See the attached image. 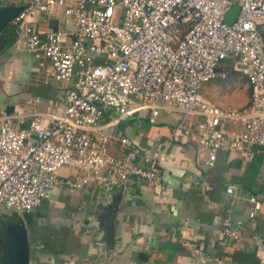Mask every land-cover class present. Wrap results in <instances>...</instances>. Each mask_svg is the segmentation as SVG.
<instances>
[{
    "label": "built area",
    "instance_id": "2783aa9c",
    "mask_svg": "<svg viewBox=\"0 0 264 264\" xmlns=\"http://www.w3.org/2000/svg\"><path fill=\"white\" fill-rule=\"evenodd\" d=\"M0 1L21 6L15 42L49 61L47 78L60 83L65 101L59 114L0 110V207L32 211L58 185L126 188L135 176L161 187L162 144L143 154L128 136L109 138L103 130L117 120L99 126L108 112L125 118L146 109L151 122L160 109L199 117L195 158L207 170L223 150L264 156V0ZM233 5L239 11L229 24ZM36 14L62 18L66 30H36L29 22ZM227 69L250 87L242 108L220 107L200 91ZM112 140L124 146L122 156L107 153ZM65 165L83 174L62 177ZM248 200L254 220L264 213V191ZM224 233L236 236L229 223Z\"/></svg>",
    "mask_w": 264,
    "mask_h": 264
},
{
    "label": "crops",
    "instance_id": "0c3cea01",
    "mask_svg": "<svg viewBox=\"0 0 264 264\" xmlns=\"http://www.w3.org/2000/svg\"><path fill=\"white\" fill-rule=\"evenodd\" d=\"M29 22L38 31L66 30L62 18L50 15L36 14ZM14 48L0 53V110L37 107L61 113L64 90L48 80L49 61ZM227 75L203 84L202 95L223 108L246 106L250 101L246 79ZM147 112L125 118L108 112L99 126L116 119L104 133L113 139L130 137L143 154L161 143V187L133 176L126 188L62 186L26 213L0 207V264H9L11 258L6 228L19 223L15 213L27 231L29 264L264 263V213L248 218L249 197L264 191V156L223 150L215 168L204 169L195 158L200 118L160 109L151 122ZM124 149L113 140L106 146L107 153L117 157ZM75 174L73 179L81 177ZM113 175L104 172L106 177ZM230 183L235 188L227 194ZM228 223L235 237L224 233Z\"/></svg>",
    "mask_w": 264,
    "mask_h": 264
},
{
    "label": "water",
    "instance_id": "95a60500",
    "mask_svg": "<svg viewBox=\"0 0 264 264\" xmlns=\"http://www.w3.org/2000/svg\"><path fill=\"white\" fill-rule=\"evenodd\" d=\"M20 9L21 6L16 5L15 3L0 5V31L6 23L12 21ZM238 11L239 7L237 5H233L225 15L226 23H232L235 20ZM14 216L19 223L13 222L6 228L7 236H9L12 241V245L9 250L11 255L9 264H29L27 231L24 223L19 220L16 213Z\"/></svg>",
    "mask_w": 264,
    "mask_h": 264
},
{
    "label": "trees",
    "instance_id": "16d2710c",
    "mask_svg": "<svg viewBox=\"0 0 264 264\" xmlns=\"http://www.w3.org/2000/svg\"><path fill=\"white\" fill-rule=\"evenodd\" d=\"M0 5L3 3L0 1ZM18 26L13 24L12 21L6 23L0 31V53L10 48L16 41ZM229 64L226 65L228 68Z\"/></svg>",
    "mask_w": 264,
    "mask_h": 264
},
{
    "label": "rangeland",
    "instance_id": "374dc122",
    "mask_svg": "<svg viewBox=\"0 0 264 264\" xmlns=\"http://www.w3.org/2000/svg\"><path fill=\"white\" fill-rule=\"evenodd\" d=\"M15 47L14 49L16 50V51H20V49H19V46H18V44L17 43H14L13 45H12V47ZM226 64L228 65V62H226ZM227 67H226V65H224L223 67H221V68H219V71L220 70H222V69H226ZM227 71V74L229 73V71H228V69L226 70ZM231 74H233V73H231ZM227 76L228 75H226V77L225 78H221V79H223V80H225V79H227ZM218 77V76H217ZM76 173V174H75ZM74 174L77 176V174H78V176H81L82 174H83V170H81V169H77V168H75L74 166H72V165H65V166H63V167H61L60 169H59V175L60 176H62V177H67V176H69V177H72V176H74ZM62 186H64L65 187V185H58L55 189H54V191L56 192V191H59L58 189H60L61 190V188H63ZM51 197V196H50ZM49 197V198H50ZM49 198H47V199H49Z\"/></svg>",
    "mask_w": 264,
    "mask_h": 264
}]
</instances>
